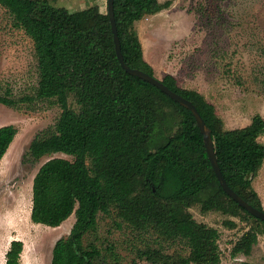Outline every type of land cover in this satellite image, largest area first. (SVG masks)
Wrapping results in <instances>:
<instances>
[{
    "label": "trees",
    "instance_id": "16d2710c",
    "mask_svg": "<svg viewBox=\"0 0 264 264\" xmlns=\"http://www.w3.org/2000/svg\"><path fill=\"white\" fill-rule=\"evenodd\" d=\"M0 5L33 39L39 74L33 95L12 100L6 90L0 104L34 110L36 102L55 98L60 115L32 138L29 153L34 159L55 153L72 158L49 157L32 182V222L56 227L72 213L75 216L68 235L54 242L50 264H93L100 252L93 244L84 246L83 237L95 229L99 212L111 211L137 231L154 230L163 240L183 241L188 248L187 256L179 260L157 249L139 251L151 264H218L219 232L194 219L188 210L193 205L202 212L243 213L255 220L257 225L242 234L232 251L249 254L258 232L264 235V221L240 207L219 185L191 111L123 70L107 14L92 6L88 19L73 25L67 9L47 0H0ZM169 5V0H114L128 66L152 75L134 22ZM161 81L197 108L210 129L227 184L263 210L250 175L264 161V143L258 140L264 118L256 114L244 127L221 129L214 105L201 93L179 87L170 74ZM70 96L77 109L70 105ZM16 133L12 124L0 126V160ZM22 248L21 240L10 241L4 264H20Z\"/></svg>",
    "mask_w": 264,
    "mask_h": 264
},
{
    "label": "rangeland",
    "instance_id": "374dc122",
    "mask_svg": "<svg viewBox=\"0 0 264 264\" xmlns=\"http://www.w3.org/2000/svg\"><path fill=\"white\" fill-rule=\"evenodd\" d=\"M169 1V7L134 22L152 76L161 80L173 75L179 87L201 93L214 105L221 129L244 127L256 114L264 118V0ZM47 2L67 9L73 25L88 19L89 7L107 11V0ZM38 81L33 39L14 25L13 16L0 5V94L9 90L12 100L33 95ZM69 103L77 109L74 97H69ZM35 107L16 110L0 104V126L12 124L17 129L0 160V264L14 239L23 244L20 264H50L54 242L68 235L75 220L72 213L61 225L50 227L30 219L32 182L40 165L52 156L72 159L62 153L39 159L30 155L32 138L52 125L61 112L55 98L38 101ZM258 140L264 143V133ZM250 178L264 210V161ZM188 210L196 221L218 230V264H264L261 232L249 254L232 252L242 234L257 225L255 220L243 213L202 212L199 205ZM83 244L99 250L93 264H151L139 256V251L148 248L175 260L188 254L183 241L163 240L154 230L137 231L114 211L97 214L95 229L84 235Z\"/></svg>",
    "mask_w": 264,
    "mask_h": 264
},
{
    "label": "water",
    "instance_id": "95a60500",
    "mask_svg": "<svg viewBox=\"0 0 264 264\" xmlns=\"http://www.w3.org/2000/svg\"><path fill=\"white\" fill-rule=\"evenodd\" d=\"M113 2H114V0H107V2H106V6H107L106 14H107L108 19H109L110 28H111V32H112V36H113L115 55H116L118 62L121 65V67L123 68V70L130 75L136 76L138 78H141L142 80H145V81L151 83L152 85L157 87L160 91H162L164 94L169 96L172 100H174L175 102L179 103L180 105L184 106L189 111H191V113L193 114V116L195 118V122L197 124V127L199 128V131L203 136L205 151L207 153V157L211 163L213 171L217 177L219 185L221 186L223 191L227 195H229L240 207L245 209L249 214L256 217L257 219L264 221V210H260L256 207H254L253 205H251L250 203H248L246 200H244L240 195H238L227 184L226 180L224 179V176L221 173V170L219 168V165H218V162H217V159L215 156L213 140L211 137L210 129L205 124L203 118L201 117V115L198 112L195 105L189 99H187V98L183 97L182 95L171 90L161 80L155 78L154 76H152L151 74H149L143 70H140V69L134 68V67H130L125 63V61L123 59L122 52H121L119 37H118V33H117Z\"/></svg>",
    "mask_w": 264,
    "mask_h": 264
},
{
    "label": "bare ground",
    "instance_id": "6f19581e",
    "mask_svg": "<svg viewBox=\"0 0 264 264\" xmlns=\"http://www.w3.org/2000/svg\"><path fill=\"white\" fill-rule=\"evenodd\" d=\"M12 143V142H11ZM66 221V220H65ZM61 225V224H60ZM57 227V226H56Z\"/></svg>",
    "mask_w": 264,
    "mask_h": 264
}]
</instances>
